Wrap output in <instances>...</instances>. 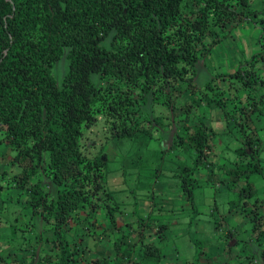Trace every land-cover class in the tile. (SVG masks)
<instances>
[{
  "label": "trees",
  "instance_id": "1",
  "mask_svg": "<svg viewBox=\"0 0 264 264\" xmlns=\"http://www.w3.org/2000/svg\"><path fill=\"white\" fill-rule=\"evenodd\" d=\"M249 4V0H0V130L14 150L9 164L20 167L12 179L24 194L22 206L48 224V251L41 254V264H158L163 258L161 248L143 241L141 231H135L133 242L132 234L121 233L108 251L87 253L83 238L97 240L113 233L118 227L114 214L121 209L104 186V161L97 155L88 160L79 140L97 113L110 121L111 137H148L147 130L135 126L130 110L134 101L144 102L149 93L170 109L182 106L173 105L172 96L192 94L194 64L202 53L198 46L207 37L217 41L221 29L240 21L257 25L259 50L238 61L233 70L214 76L264 90V77L255 67L264 63V7ZM58 59L67 61L56 83L51 69ZM181 83L183 89L177 86ZM203 86L211 90L209 81ZM201 94L192 95L181 108L188 112L211 102L206 90ZM213 102L219 105L217 96ZM255 110L256 106L240 104L231 115L228 131L235 127L238 138L233 159L220 166L226 181L207 160L214 132L210 121L183 122L184 135L177 133L170 146L180 145L192 154L190 163L179 162L173 173L192 217L197 212L193 189L201 181L200 168L206 169L205 182L225 181L227 187L243 182L227 200V208L250 221L251 232L262 244L264 197L249 179L264 178V143L250 117ZM42 177L51 183L53 194L46 191ZM101 209L106 225L96 218ZM212 221L216 229L219 222ZM135 222L147 225L140 216ZM166 226L157 224L155 232ZM190 240L199 254L200 241ZM260 257L263 263L264 248Z\"/></svg>",
  "mask_w": 264,
  "mask_h": 264
},
{
  "label": "rangeland",
  "instance_id": "2",
  "mask_svg": "<svg viewBox=\"0 0 264 264\" xmlns=\"http://www.w3.org/2000/svg\"><path fill=\"white\" fill-rule=\"evenodd\" d=\"M249 2L250 7H264V0ZM258 32L257 25L240 21L221 29L217 41L211 42L207 37L205 44L198 46L202 53L194 64V90L191 95L180 92L172 96V101L173 105L187 106L192 95H202V91L206 90V96L211 98L210 103L204 101L186 112L182 106L170 109L152 99L149 93L144 102L135 100L130 107L131 115L136 118L137 130H147L148 137L139 133L137 135L140 136L135 140L111 137L110 121L105 114H96L93 124L83 131L79 142L88 160L97 155L104 161V186L111 192L113 199L120 203L121 210L114 214L118 227L113 233L106 232L97 240L89 236L83 238L87 253L108 251L114 238L121 233L132 234L130 241L133 242L136 240L135 231H141L143 241L152 242L161 248L163 258L158 264H264L260 257L264 242L261 244L255 239L250 221L243 214L227 208V200L233 197L243 182L227 187L224 183L225 174L220 167L233 159L232 148L237 144L236 128L228 131L233 125L231 115L236 114V105L256 106L250 116L251 122L258 128L264 143V90L259 86H241L227 76H214L233 70L238 61L259 50L256 40ZM64 60L58 59L52 66L56 83L61 81L65 73ZM255 67L258 76L263 78L264 63H257ZM92 80L98 83L96 76ZM206 81H209L211 90L204 88ZM177 86L181 89L185 87L182 83ZM214 92L219 105L213 102L216 97ZM209 121L214 132L210 133L211 154L207 160L214 173L225 181L205 182L203 177L206 169L198 170L201 181L193 189L197 219H192L193 211L189 202L181 196L178 180L173 174L179 162L190 163L192 154L180 145L171 147V139L177 133L184 135L183 122L207 125ZM13 153L14 150L0 130V264H41V254L48 251V224L30 215L29 210L22 206L24 194L13 185L12 179L20 167L9 164ZM261 155L264 157V152ZM40 179L46 184L48 194H53L49 180L46 177ZM249 179L256 182L258 195L263 198L264 178L251 175ZM212 181H215L214 178ZM166 199L170 200L171 208L166 205ZM136 216L144 219L147 225L136 223ZM96 218L106 225L103 209L97 212ZM213 219L219 222L216 229L213 228ZM122 221L124 224L121 225ZM162 222L167 224L166 228L156 233L157 224ZM189 237L200 241L199 254L195 253L196 248L188 241ZM138 246L140 243L134 245L135 248Z\"/></svg>",
  "mask_w": 264,
  "mask_h": 264
},
{
  "label": "crops",
  "instance_id": "3",
  "mask_svg": "<svg viewBox=\"0 0 264 264\" xmlns=\"http://www.w3.org/2000/svg\"><path fill=\"white\" fill-rule=\"evenodd\" d=\"M218 131H220V129H218ZM222 132H224V130H222ZM169 201H170L169 199H166V200H165L166 205L168 206V208H169V207L171 208L172 205H171V202H169ZM208 201H209V200H208ZM208 204H209V202H208ZM212 205H213V201H212V204H210V207H211ZM210 207H209V208H210ZM196 217H197V216L194 215V216L192 217V219H193V218H194V219H197ZM214 232H215V234H217V233H216V230H214ZM164 235H165V233H164ZM188 241H191V240H190V237L188 238Z\"/></svg>",
  "mask_w": 264,
  "mask_h": 264
}]
</instances>
